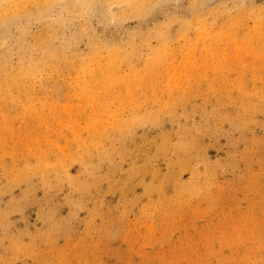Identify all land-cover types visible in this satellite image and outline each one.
Here are the masks:
<instances>
[{
    "label": "rangeland",
    "instance_id": "374dc122",
    "mask_svg": "<svg viewBox=\"0 0 264 264\" xmlns=\"http://www.w3.org/2000/svg\"><path fill=\"white\" fill-rule=\"evenodd\" d=\"M0 264H264V0H0Z\"/></svg>",
    "mask_w": 264,
    "mask_h": 264
}]
</instances>
